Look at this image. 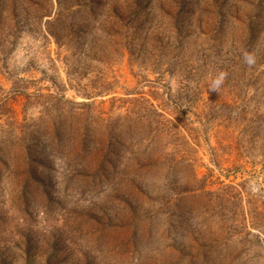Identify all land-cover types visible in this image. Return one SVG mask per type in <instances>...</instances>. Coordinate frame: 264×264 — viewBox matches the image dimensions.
<instances>
[{
  "label": "rangeland",
  "instance_id": "rangeland-1",
  "mask_svg": "<svg viewBox=\"0 0 264 264\" xmlns=\"http://www.w3.org/2000/svg\"><path fill=\"white\" fill-rule=\"evenodd\" d=\"M0 264H264V0H0Z\"/></svg>",
  "mask_w": 264,
  "mask_h": 264
},
{
  "label": "clouds",
  "instance_id": "clouds-1",
  "mask_svg": "<svg viewBox=\"0 0 264 264\" xmlns=\"http://www.w3.org/2000/svg\"><path fill=\"white\" fill-rule=\"evenodd\" d=\"M245 62L248 64L253 63V57L251 56V54H247V53L245 54ZM222 81H223V74H221L217 79H215L212 82V90L218 88L221 85Z\"/></svg>",
  "mask_w": 264,
  "mask_h": 264
}]
</instances>
